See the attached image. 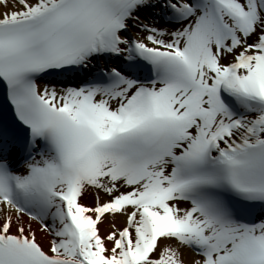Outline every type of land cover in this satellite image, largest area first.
I'll use <instances>...</instances> for the list:
<instances>
[{"label":"snow or ice","instance_id":"6c2138e0","mask_svg":"<svg viewBox=\"0 0 264 264\" xmlns=\"http://www.w3.org/2000/svg\"><path fill=\"white\" fill-rule=\"evenodd\" d=\"M0 264H264V0H0Z\"/></svg>","mask_w":264,"mask_h":264},{"label":"bare ground","instance_id":"6f19581e","mask_svg":"<svg viewBox=\"0 0 264 264\" xmlns=\"http://www.w3.org/2000/svg\"><path fill=\"white\" fill-rule=\"evenodd\" d=\"M88 202H91V201H88ZM118 223H119V224H123V218H120V219L118 220Z\"/></svg>","mask_w":264,"mask_h":264}]
</instances>
